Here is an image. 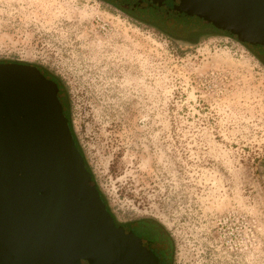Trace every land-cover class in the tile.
<instances>
[{
    "label": "rangeland",
    "instance_id": "374dc122",
    "mask_svg": "<svg viewBox=\"0 0 264 264\" xmlns=\"http://www.w3.org/2000/svg\"><path fill=\"white\" fill-rule=\"evenodd\" d=\"M113 3L0 0V62L58 79L116 221L153 219L174 264H264V45Z\"/></svg>",
    "mask_w": 264,
    "mask_h": 264
},
{
    "label": "water",
    "instance_id": "95a60500",
    "mask_svg": "<svg viewBox=\"0 0 264 264\" xmlns=\"http://www.w3.org/2000/svg\"><path fill=\"white\" fill-rule=\"evenodd\" d=\"M118 1L264 45V0ZM57 92L35 66L0 62V264H159L102 200Z\"/></svg>",
    "mask_w": 264,
    "mask_h": 264
},
{
    "label": "flooded vegetation",
    "instance_id": "af4514ba",
    "mask_svg": "<svg viewBox=\"0 0 264 264\" xmlns=\"http://www.w3.org/2000/svg\"><path fill=\"white\" fill-rule=\"evenodd\" d=\"M109 1V0H104ZM116 6L122 11L128 14L130 17L138 19L140 18L139 12L130 3L121 4L118 0H112ZM258 58L260 56L256 55ZM33 66V65H32ZM35 66V65H34ZM39 71L48 79L54 81L58 87L57 96L61 92L60 83L57 78L45 68L35 66ZM59 101H62L59 98ZM62 103V102H60ZM63 105V104H62ZM122 224L128 225L134 234L138 237L149 241V248L156 255L159 260V264H174L173 261V250L169 236L164 232L163 228L150 218H136L129 221H124Z\"/></svg>",
    "mask_w": 264,
    "mask_h": 264
},
{
    "label": "trees",
    "instance_id": "16d2710c",
    "mask_svg": "<svg viewBox=\"0 0 264 264\" xmlns=\"http://www.w3.org/2000/svg\"><path fill=\"white\" fill-rule=\"evenodd\" d=\"M139 13H140V8H135ZM165 14H167V13H165ZM168 15H173V16H177V17H188V16H193V15H178V14H175V13H173V14H168ZM202 20V19H201ZM205 22V21H204ZM205 23H207V22H205ZM206 30V28H201L199 31H205ZM196 31H198V30H193V31H189V32H185L186 34H185V39H187V38H191L192 37V35H194V34H196ZM259 47H262V46H259ZM264 48V47H263ZM256 55H258L259 56V54H256ZM260 58H261V55H260ZM1 62H7V61H1ZM34 66V65H33ZM58 80V79H57ZM60 83V82H59ZM60 97H61V100L62 101H60V102H62L61 104H63L62 105V108H63V114H64V116L67 118V120H68V125H69V127H70V130H71V132H72V135H73V138H74V140H75V145H76V147L78 148V150H79V152H81V149H80V146H79V144L77 143V141H76V139H75V136H74V133H73V129H72V127H71V124H70V120H69V118H68V114H67V105H66V102H65V99L61 96V92H60ZM82 154V153H81ZM85 160V159H84ZM85 166H86V168L88 169V166H87V164H86V162H85ZM89 170V169H88ZM89 172H90V170H89ZM91 173V172H90ZM92 175V174H91ZM100 196H101V198H102V200L104 201V198H103V196H102V194L100 193ZM105 202V201H104ZM106 204V203H105Z\"/></svg>",
    "mask_w": 264,
    "mask_h": 264
}]
</instances>
